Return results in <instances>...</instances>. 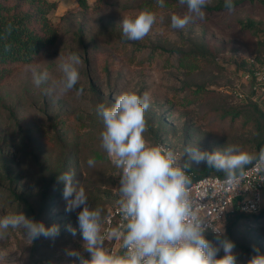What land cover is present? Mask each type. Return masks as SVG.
Returning a JSON list of instances; mask_svg holds the SVG:
<instances>
[{"label": "rangeland", "instance_id": "rangeland-1", "mask_svg": "<svg viewBox=\"0 0 264 264\" xmlns=\"http://www.w3.org/2000/svg\"><path fill=\"white\" fill-rule=\"evenodd\" d=\"M96 1L88 0L91 7ZM221 2L210 0L206 7ZM139 5V0H104L85 16L78 6L57 9L51 15L61 32L55 54L18 68L0 86V218L23 212L46 228L59 229L55 236L29 238L23 228L10 227L0 237V264H78L69 250L90 258L78 222L82 207L66 211L59 177L74 173L73 183L85 188L88 206L100 210L102 234L108 213L120 207L121 178L101 147L103 123L96 109L100 103L111 106L121 92L149 93L146 141L164 143L196 173L205 174L209 166L189 161L186 147L213 152L239 145L259 152L253 106L238 93L248 92L244 75L264 61V2L243 0L231 12L203 9L204 18H194L184 29H173L171 16H183L187 6L172 3L154 11L156 23L143 40L129 41L120 23L138 13ZM171 51L199 52L207 65L182 68ZM72 53L81 58L77 85L63 96L48 94L52 82L62 77L61 59ZM33 69L47 70L48 82L37 87ZM91 157L93 167L87 165ZM205 238L217 246V237ZM219 238L234 243L237 264H248L254 248L264 254V220L250 224L230 215ZM104 246L108 249V240Z\"/></svg>", "mask_w": 264, "mask_h": 264}, {"label": "clouds", "instance_id": "clouds-1", "mask_svg": "<svg viewBox=\"0 0 264 264\" xmlns=\"http://www.w3.org/2000/svg\"><path fill=\"white\" fill-rule=\"evenodd\" d=\"M157 3L164 6V0H157ZM179 3L186 5L188 11L183 16H171L173 29H184L194 18L203 19V9L210 0H179ZM225 7L229 12L233 11V0H225ZM156 20V13L148 9L123 17L120 23L123 38L143 40ZM80 64L81 58L75 53L61 59L62 77L53 81L46 92L63 96L72 90L80 79L77 68ZM32 75L37 87L49 80L47 70L38 72L33 69ZM82 92L81 87L77 95ZM150 102L148 92L139 95L135 91H124L115 97L111 106L100 103L96 109L103 123L101 147L121 173L118 203L122 222L107 236L120 241L122 251L105 248L100 210L88 206L85 188L73 183L74 173L65 172L59 179L65 184L66 211L82 207L78 222L90 258H84L75 250H69L67 255L75 257L78 264H237L232 241L217 237L218 244L214 246L204 236V220L193 210L191 180L185 171L189 162L181 164L172 150L146 141L145 113ZM184 154L189 161L196 164L206 162L209 167L223 172L228 186L246 175L244 169L248 164L255 162L258 170H264V148L258 153H249L239 145H228L213 152L186 147ZM95 163L94 157L87 160L89 167ZM10 227L23 228L29 238L55 236L59 231L58 226L46 228L42 222L26 217L23 212L0 218V237ZM69 231L75 234V229L70 226ZM221 250L224 254L218 258ZM254 252L248 264H264V254H260L258 248H254Z\"/></svg>", "mask_w": 264, "mask_h": 264}, {"label": "trees", "instance_id": "trees-1", "mask_svg": "<svg viewBox=\"0 0 264 264\" xmlns=\"http://www.w3.org/2000/svg\"><path fill=\"white\" fill-rule=\"evenodd\" d=\"M78 6V13L85 16L88 13L98 10L104 4V0H97L95 6L91 7L88 0H75ZM254 1V0H250ZM264 2V0H261ZM179 0H164V6H171ZM234 8L243 3V0H235ZM139 10H157L160 6L157 0H139ZM163 6V7H164ZM58 9V3L50 0H0V86L4 85L20 67L27 66L35 61H41L55 54V48L61 39V32L58 26L52 22L51 15ZM226 10L225 2L215 7H205L207 12ZM68 14H71L68 11ZM66 15L60 18L64 20ZM254 28V24L247 26ZM163 52V51H161ZM177 57L180 67L196 70L207 65L199 52L171 51ZM252 105V111L256 116L259 135L256 139L257 148H264V104ZM250 164L246 165L249 166ZM197 177L206 175H223L215 168L208 167L205 174L196 173L190 166L187 167ZM237 217V221H247L250 224H261L264 217L230 214ZM229 215V216H230ZM228 216V217H229ZM106 219V218H105ZM105 225V223H104ZM213 238L217 236L204 232ZM207 239V238H206ZM229 240V239H228ZM110 244L108 243V249Z\"/></svg>", "mask_w": 264, "mask_h": 264}, {"label": "built area", "instance_id": "built-area-1", "mask_svg": "<svg viewBox=\"0 0 264 264\" xmlns=\"http://www.w3.org/2000/svg\"><path fill=\"white\" fill-rule=\"evenodd\" d=\"M243 82L248 92L239 91L238 96L255 104H264V61L258 68L247 72ZM158 145L170 149L164 143ZM185 171L191 180L189 188L193 210L204 220L205 232L221 236L223 222L232 213L258 217L264 212V170H258L255 162L247 166L244 169L246 175L231 186L225 183L223 175L197 177L187 167ZM119 209L117 207L108 213L101 234L105 236L104 240H108L109 250H121V242L107 236L113 227L122 222Z\"/></svg>", "mask_w": 264, "mask_h": 264}, {"label": "crops", "instance_id": "crops-1", "mask_svg": "<svg viewBox=\"0 0 264 264\" xmlns=\"http://www.w3.org/2000/svg\"><path fill=\"white\" fill-rule=\"evenodd\" d=\"M58 3V9H61L62 12L71 8H75L77 3L75 0H50Z\"/></svg>", "mask_w": 264, "mask_h": 264}, {"label": "water", "instance_id": "water-1", "mask_svg": "<svg viewBox=\"0 0 264 264\" xmlns=\"http://www.w3.org/2000/svg\"><path fill=\"white\" fill-rule=\"evenodd\" d=\"M263 216H264V212L258 215V217H263Z\"/></svg>", "mask_w": 264, "mask_h": 264}]
</instances>
